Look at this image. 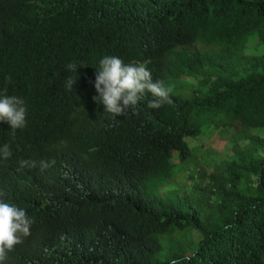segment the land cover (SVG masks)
<instances>
[{
    "label": "trees",
    "instance_id": "obj_1",
    "mask_svg": "<svg viewBox=\"0 0 264 264\" xmlns=\"http://www.w3.org/2000/svg\"><path fill=\"white\" fill-rule=\"evenodd\" d=\"M155 32L185 44L175 69L149 66L172 99L107 115L89 83L97 51L114 39L144 45ZM73 62L84 66L67 71ZM0 90L38 111L15 136L0 123L12 151L1 191L32 220L33 255L13 264H264V0H0ZM214 131L230 136L225 157L203 155L217 192L191 208L164 187L176 161L187 171L201 162L193 141ZM44 134L68 148V184L96 199L71 201L61 188L43 199L31 188L41 170L19 162L38 164L39 152L24 157Z\"/></svg>",
    "mask_w": 264,
    "mask_h": 264
},
{
    "label": "clouds",
    "instance_id": "obj_2",
    "mask_svg": "<svg viewBox=\"0 0 264 264\" xmlns=\"http://www.w3.org/2000/svg\"><path fill=\"white\" fill-rule=\"evenodd\" d=\"M185 44L180 36L173 32H155L141 45L136 39L124 38L114 39L107 43L101 50L97 51L93 64L89 83L95 80L93 100L101 107L107 115L117 118L133 112L141 102H145L149 109H159L164 101L171 100L170 95L172 84H164L163 79L156 78L149 66L160 71L172 70L177 67L181 56L185 55ZM83 63L67 64L66 70L77 73ZM183 79L187 77L183 76ZM175 81H179L177 75ZM76 80L72 76L65 78V88L71 90ZM187 83V82H186ZM198 84V83H197ZM196 84V85H197ZM181 88H185L181 85ZM27 112L31 115L37 114V110L26 105L25 101L13 95L11 91L0 90V123H7L15 136L17 130L26 127ZM203 137V136H202ZM201 137V138H202ZM37 151L40 154V161L21 160L20 167L36 168L41 170L38 178L31 185V188L43 199H48L61 188L69 196L71 201L78 200L81 195L96 199L93 191L84 189L77 184H68L76 174V165L72 160L68 148L52 134H44L38 137V141L30 144L27 156ZM12 151L8 143L0 145V162L10 159ZM176 166L181 165L178 161ZM191 171L181 168L175 176L166 184L164 192L179 191L185 198L186 206L194 205L197 209L208 207L215 198L216 182L213 176L215 169L206 168L210 181L207 191L211 194L212 201L207 205H200L192 198L195 194L185 193L178 188H170L172 182L183 172L191 178L193 171L200 172V164L191 165ZM14 175L17 177L15 171ZM198 174V173H197ZM196 174V175H197ZM204 177V174L200 175ZM192 179V178H191ZM194 179V178H193ZM193 186L198 189L197 184ZM32 220L27 209L18 206L14 202L7 201L1 191L0 183V264H13L19 257H30L33 251H29L24 239L32 232Z\"/></svg>",
    "mask_w": 264,
    "mask_h": 264
},
{
    "label": "rangeland",
    "instance_id": "obj_3",
    "mask_svg": "<svg viewBox=\"0 0 264 264\" xmlns=\"http://www.w3.org/2000/svg\"><path fill=\"white\" fill-rule=\"evenodd\" d=\"M257 43H254L252 46L255 47ZM215 126H209L206 129L207 131L215 130ZM227 132V128L225 130ZM205 132V133H206ZM202 137V136H201ZM199 138V140L193 141V144L197 146L200 153V172L195 175L194 179H191L188 177V174L183 172L181 173L175 180L172 182V185H170V188H178L181 191H184L185 193L191 192L192 194H195V196L192 198L196 203L200 205H207L209 204L212 199H210L211 194L207 191L209 174L206 171V168H209L210 165L206 163L205 159L203 158V155L207 152L208 149H213L216 153L222 154L223 157H225V153H227L229 149V141L230 136L228 135H222L219 134L218 131H214L213 133H206L202 138ZM192 139H189V142ZM181 168H185L184 166H176L175 167V175L178 174L179 170ZM213 169V167H210ZM204 174V177H200V175ZM193 184H197L198 189H196Z\"/></svg>",
    "mask_w": 264,
    "mask_h": 264
}]
</instances>
